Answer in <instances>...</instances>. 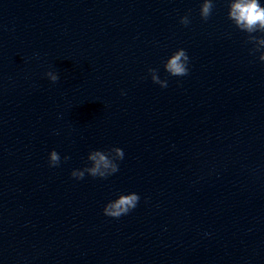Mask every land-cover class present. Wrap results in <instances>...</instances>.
Wrapping results in <instances>:
<instances>
[{
	"label": "clouds",
	"instance_id": "clouds-1",
	"mask_svg": "<svg viewBox=\"0 0 264 264\" xmlns=\"http://www.w3.org/2000/svg\"><path fill=\"white\" fill-rule=\"evenodd\" d=\"M227 5L228 19L238 30L247 34L246 43L253 46L249 50L250 54L255 55L258 52V60L264 63V6L261 5L260 0H227ZM214 7V0H202L199 10L201 19L207 21L211 17ZM179 22L188 26L191 22L189 15L181 16ZM255 33L261 35L257 36ZM189 61L190 58L186 50L179 48L166 59L163 68L172 77H184L189 75ZM147 71L153 83L158 84L161 88L168 87V80L160 78L158 69L150 67ZM45 76L52 83L59 80V75L53 71H47ZM63 159L67 161L70 157L65 155ZM123 159L124 151L119 147L92 150L87 156L89 163L81 169H73L70 175L76 180L84 179L85 174L94 178L106 179L119 171L117 162ZM60 163L59 153L55 150L50 151L48 155L49 167H58ZM139 201L140 196L137 193L120 194L103 207V214L118 219L135 209Z\"/></svg>",
	"mask_w": 264,
	"mask_h": 264
}]
</instances>
